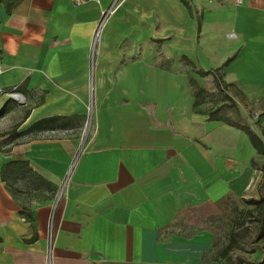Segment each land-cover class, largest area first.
I'll list each match as a JSON object with an SVG mask.
<instances>
[{"label": "crops", "instance_id": "crops-1", "mask_svg": "<svg viewBox=\"0 0 264 264\" xmlns=\"http://www.w3.org/2000/svg\"><path fill=\"white\" fill-rule=\"evenodd\" d=\"M114 1L0 2V87L24 100L18 130L90 121L84 140L0 147V264H47L50 238L54 264H221L213 230L178 226H199L233 198L259 200L239 153L253 158L247 134L195 112L191 80L215 94L218 73L238 109V95L264 105V0H122L91 62ZM1 107L6 116L12 104ZM15 161L29 163L37 186H25L40 202L17 197L20 175L5 168Z\"/></svg>", "mask_w": 264, "mask_h": 264}, {"label": "rangeland", "instance_id": "rangeland-1", "mask_svg": "<svg viewBox=\"0 0 264 264\" xmlns=\"http://www.w3.org/2000/svg\"><path fill=\"white\" fill-rule=\"evenodd\" d=\"M241 104H238L243 115V124L251 127L263 140L264 130V105L251 106L243 103L241 96H237ZM7 98V97H6ZM11 111L7 115H2V107L0 104V136H5L0 147L7 148L10 144L21 142L28 137L14 138V132H20L19 125L26 110L24 102L19 103L10 97ZM2 101V100H1ZM206 104L203 108L227 106L226 110L221 113L231 118H237L233 109H227L229 103L224 100L223 95L215 91V94L205 99ZM11 119V120H10ZM13 120V121H12ZM237 120V119H235ZM90 121L86 120L79 128L71 126L67 130L66 137H79L82 140L86 139L89 133ZM32 138V137H29ZM253 158L250 156V151H246L245 147L241 150L242 158H247V162L254 167L256 184L252 189V193L248 195H259L264 192V158L258 155L255 150ZM25 183H17L14 189L17 191V197L23 203L30 201L40 202L43 199V194L30 192L25 186ZM252 198H233L224 203L226 206L221 210V213L206 212L205 220L200 225H185L181 224L177 230L186 233H195L196 229L209 228L214 233V243L216 245L215 257L219 258L221 264H261L264 262L262 254L264 252V237H260L259 220L264 214L262 205H253L248 203ZM198 219V218H197ZM199 219H202L201 217ZM232 246V249L224 257V250L227 246Z\"/></svg>", "mask_w": 264, "mask_h": 264}, {"label": "trees", "instance_id": "trees-1", "mask_svg": "<svg viewBox=\"0 0 264 264\" xmlns=\"http://www.w3.org/2000/svg\"><path fill=\"white\" fill-rule=\"evenodd\" d=\"M9 1V0H8ZM0 2H3V0H0ZM7 6V10L10 11L11 5L8 2L6 4ZM201 76H205L207 75V72L204 71H199L198 72ZM215 83L218 87L219 92L223 95V98L225 101H229V105L227 109H233L234 113L236 114L237 120H234L231 117H228L226 115H222L221 113H223L224 110H226L225 107L227 106H220L217 107L215 109L213 108H205L202 109L203 105L206 103L205 99L208 97H211L214 95V93L212 92H208L207 90H205L204 88L198 86L194 81L191 80V86H193V91H194V97H195V101L193 104L194 110L195 112L198 113H202V114H208L210 117V120L213 121H220L223 122L225 124L234 126V127H238L241 128L248 136V139L251 143V145L253 146V148L255 149V151L257 152L258 155H261L264 158V140L253 130L251 129V127L246 126L241 124V115L239 112V109L237 107V104L233 101L232 98H230L227 94H225L224 91V86L222 87V79L221 76L217 73V78H215ZM26 115H28V113H26ZM70 123V119L66 118V117H61V116H57V117H50V118H45L42 120L37 121L36 123H34L31 127H29L27 130L25 131H21V132H14L13 137L14 138H19V137H25V136H31L32 139L33 138H39V134L41 132L44 131H49V130H64L67 129L68 124ZM20 126V125H19ZM263 135H264V130H263ZM1 148H0V152H1ZM16 166L15 169L18 171H16L17 174H19V178L18 181H25V184H27L28 187V183H29V179L30 182L33 181V186L36 187L37 185L34 182V179H38L35 174L32 173L31 168L29 167V163L27 161H15V162H11L7 165H5V168H8L9 170L12 171V167ZM3 178H5L6 176V170L3 169ZM30 176L32 178H30ZM30 184V183H29ZM38 184V183H37ZM12 189V185L9 186V189ZM250 204L253 205H262L264 208V195L259 199V200H248L247 201ZM259 229H260V234L259 236L262 238L264 237V214L262 216V218L259 220ZM3 239L0 237V243H2ZM232 249V246H227L224 250V257L229 253V251ZM263 260H264V252L262 254ZM261 264H264L261 263Z\"/></svg>", "mask_w": 264, "mask_h": 264}, {"label": "built area", "instance_id": "built-area-1", "mask_svg": "<svg viewBox=\"0 0 264 264\" xmlns=\"http://www.w3.org/2000/svg\"><path fill=\"white\" fill-rule=\"evenodd\" d=\"M89 1H95V0H73L74 4L76 6H81ZM99 1V0H96ZM122 0H115L114 3L107 8L106 10L102 11L101 18L99 20V23L95 29L93 40H92V45H91V62H94L95 59V52L98 47V44L100 43L101 40V34L103 31L104 26L107 24L111 16L114 14V11L117 7V5L121 2ZM236 4H242L243 0H233ZM2 73V67L0 66V74ZM19 96L22 98V96L16 91V88L12 90H4L0 87V104L1 100L3 98H11L19 103H23V98L22 100H18L16 97ZM68 131L67 130H49V131H44L39 134L40 139H57V138H64L66 137ZM48 260L47 264H54V256H53V243H52V238L49 240V250H48Z\"/></svg>", "mask_w": 264, "mask_h": 264}, {"label": "bare ground", "instance_id": "bare-ground-1", "mask_svg": "<svg viewBox=\"0 0 264 264\" xmlns=\"http://www.w3.org/2000/svg\"><path fill=\"white\" fill-rule=\"evenodd\" d=\"M16 98H17L18 100H19V99H20V100H22V98H21V97H19V96H17Z\"/></svg>", "mask_w": 264, "mask_h": 264}]
</instances>
